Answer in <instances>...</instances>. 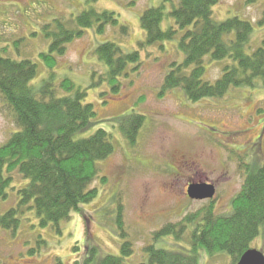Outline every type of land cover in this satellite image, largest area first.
I'll return each instance as SVG.
<instances>
[{"label": "rangeland", "instance_id": "obj_1", "mask_svg": "<svg viewBox=\"0 0 264 264\" xmlns=\"http://www.w3.org/2000/svg\"><path fill=\"white\" fill-rule=\"evenodd\" d=\"M165 0H0V51L17 62L32 61L38 65L34 85L45 81L61 96L68 95L59 85L69 80L88 94L97 117L90 127L77 136L89 138L98 130L110 134L114 155L100 164L107 183H95L97 197L81 206L61 225L42 228L35 213L21 217L17 231L0 234V264H100L106 256L121 257V249L130 243L134 254L124 264L147 262L145 248L196 256L199 264H233L228 254H208L191 242L195 226H188L182 240L174 235L154 242L153 236L168 224H180L187 216L203 213L213 207L215 214L229 215L233 200L241 193L246 179L244 164L264 167V88L232 90L223 99L189 101L183 90L162 93L171 65L182 64L185 55L178 43L146 45V33L140 19L150 8H159ZM180 0L167 2L168 11ZM94 9L115 14L118 26L96 27L67 45V52L54 69L42 61L51 45L44 28L56 27L58 21L69 24L81 13ZM264 13V0L249 5L248 0H221L214 8L216 22L239 18L253 24L254 33L247 46L248 54L264 41V27L258 24ZM128 28L124 33L122 28ZM176 27L168 18L162 29ZM179 39V38H178ZM228 37L226 40H231ZM114 43L125 51L140 54V66L130 65L120 79L119 94L106 82V68L95 54L98 46ZM235 65L228 59L205 60V81L217 82L225 66ZM52 73L55 78H51ZM105 74V82L101 83ZM132 114L145 117L135 144L121 132V121ZM18 130L12 114L0 96V147ZM20 179L18 178L17 181ZM28 181L14 184L17 195ZM215 187L213 199L196 200L188 196L192 185ZM15 189V190H13ZM13 200L2 204L4 213ZM121 209L122 224L118 222ZM252 249L264 254V230L252 243Z\"/></svg>", "mask_w": 264, "mask_h": 264}, {"label": "trees", "instance_id": "obj_2", "mask_svg": "<svg viewBox=\"0 0 264 264\" xmlns=\"http://www.w3.org/2000/svg\"><path fill=\"white\" fill-rule=\"evenodd\" d=\"M257 0H248L253 5ZM167 2L159 8L147 9L140 19L146 33V45L164 42L178 43L185 55L182 64H172L165 77L162 93L183 90L187 99L200 102L223 99L235 89L264 88V41L248 54L247 46L254 33L253 24L239 18L216 22L214 8L221 0H180L167 13ZM167 9V11H166ZM174 20L176 27L164 31L162 24ZM115 14L98 13L90 9L72 19L69 24L58 21L56 27L44 28L51 45L42 61L49 69L58 65L67 52V45L96 27L118 26ZM264 27V13L258 22ZM122 31L128 33V28ZM232 38L226 40V38ZM179 38V39H178ZM95 54L106 68L101 75L113 88L115 94L122 89L120 79L126 76L130 65L140 66L137 51H125L114 43L97 47ZM215 62L232 60L235 65L225 66L222 77L213 83L205 81V60ZM38 76V65L29 60L14 61L0 51V96L12 114L17 132L0 147V234L2 231H17L28 211L35 213L42 228L53 227L58 233L63 223L81 212V206L90 204L98 195L95 183H107L100 164L115 153L110 134L98 130L89 138L77 136L87 130L97 117L92 104L86 103L85 90L76 88L69 80L59 87L68 91L61 96L53 80L45 81L41 87L34 85ZM51 78H55L52 73ZM145 117L132 114L121 121V132L135 144ZM245 168L246 179L241 193L233 200V211L226 216L215 214L209 207L203 213L187 216L180 224H168L153 236L154 242L174 235L182 240L188 226H195L191 242L196 252L202 248L208 256L228 254L233 264L251 249L252 243L264 230V167ZM21 177L28 181L17 195L11 194L14 184H21ZM20 179L17 181V179ZM15 190V189H13ZM13 200L11 208L1 212L2 204ZM118 222L122 224L121 209ZM147 262L141 264H199L196 256L159 249L155 245L145 248ZM134 254L130 243L121 249V257L106 256L100 264H124Z\"/></svg>", "mask_w": 264, "mask_h": 264}, {"label": "water", "instance_id": "obj_3", "mask_svg": "<svg viewBox=\"0 0 264 264\" xmlns=\"http://www.w3.org/2000/svg\"><path fill=\"white\" fill-rule=\"evenodd\" d=\"M215 193V187L209 184L192 185L188 190V196L196 200L213 199ZM238 264H264V254L250 249L242 256Z\"/></svg>", "mask_w": 264, "mask_h": 264}]
</instances>
